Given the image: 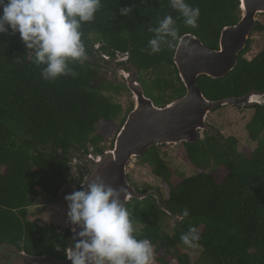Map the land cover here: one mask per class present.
Wrapping results in <instances>:
<instances>
[{"label":"trees","instance_id":"obj_1","mask_svg":"<svg viewBox=\"0 0 264 264\" xmlns=\"http://www.w3.org/2000/svg\"><path fill=\"white\" fill-rule=\"evenodd\" d=\"M185 3L200 10L196 28L185 25L171 0H100L94 20L81 26L88 58L69 60L67 73L55 77L41 74L45 65L33 62L34 50L25 47L18 33L9 29L0 34V244L33 257H66L70 229L58 232L56 226L32 222L28 208L38 197L56 199L72 180L73 153L102 155L107 136L111 138L108 149L113 147L119 130L112 134L113 125L122 109L107 94L120 93L126 86H113L100 76L97 57H109L102 61L109 66L125 59L115 66L136 69L145 95L163 107L182 97L185 88L173 63L178 41L160 34L161 51L152 54L149 40L158 38L153 29L171 15L179 37L190 34L217 50L221 30L235 25L241 14L239 0ZM123 8H130L127 15L121 14ZM263 29L256 22L252 33ZM250 50L251 39L229 74L215 80L200 76L197 83L210 101L240 98L251 91L262 96V103L247 107L253 110L245 127L248 139L256 144L253 151L238 150L235 138L206 132L196 143L182 144L195 174L176 185L170 183L171 172L159 147L150 148L140 158L167 185L164 199L156 191L159 202L147 197L125 206L133 228L140 227L133 234L148 239L154 247L155 264H168L171 257L177 264H192L181 251L183 234L200 250L196 264H264V52L247 60ZM147 74L153 77L151 85L143 81ZM220 170L224 175L216 178ZM77 171L76 191L89 173L88 163L83 162ZM170 217L178 219L171 235L164 231ZM191 228L196 232L190 233Z\"/></svg>","mask_w":264,"mask_h":264},{"label":"water","instance_id":"obj_2","mask_svg":"<svg viewBox=\"0 0 264 264\" xmlns=\"http://www.w3.org/2000/svg\"><path fill=\"white\" fill-rule=\"evenodd\" d=\"M239 2L241 11L239 20L235 25L221 30L217 50L205 47L199 39L190 34L180 37L173 63L185 88L182 97L163 107L156 106L138 83V71L131 65L129 70L119 68L134 105L115 135L112 149L98 156L89 154L81 157L82 153H74V156L79 158L80 164L88 163L89 173L81 184V190H86L88 184L97 182L118 192L124 206L132 200L140 202L147 197H154L159 202L158 193H139L129 184L127 167L132 159L145 156L152 147L196 143L200 139V133L208 130L206 125L208 114L219 107L243 105L247 108L262 103V96L253 91L240 98L210 101L203 96L197 83L200 76L215 80L225 77L236 67L238 55L246 47L257 17L264 15V0H239ZM103 60L109 61V57L101 55L96 61L99 65H104ZM124 60L116 59L112 64L116 65ZM172 219L176 221L177 217ZM80 231L82 228L77 225L70 229L65 255L67 250L73 248L81 239L78 235ZM0 262L1 264H72L67 257L62 260L48 255L33 257L8 244H0Z\"/></svg>","mask_w":264,"mask_h":264},{"label":"clouds","instance_id":"obj_3","mask_svg":"<svg viewBox=\"0 0 264 264\" xmlns=\"http://www.w3.org/2000/svg\"><path fill=\"white\" fill-rule=\"evenodd\" d=\"M171 7L184 17L186 26H198V7L185 0H171ZM99 8L100 0H0V34L9 29L13 34L18 33L25 47L34 50L33 62L45 65L41 74L45 78L55 77L67 73L69 60L88 58L81 26L93 21ZM120 11L127 15L130 8ZM174 23L173 17L167 15L153 29L158 38L149 40L152 54L161 51L160 34L180 40ZM65 199L69 201L67 215L71 224L82 228L78 234L81 239L67 250L66 257L72 264H153V246L148 239H137L133 234L130 212L120 201L118 192L93 182L86 190L74 191ZM187 215L185 211L184 216ZM193 239L198 241L199 236ZM181 241L195 247L187 234L181 236Z\"/></svg>","mask_w":264,"mask_h":264},{"label":"rangeland","instance_id":"obj_4","mask_svg":"<svg viewBox=\"0 0 264 264\" xmlns=\"http://www.w3.org/2000/svg\"><path fill=\"white\" fill-rule=\"evenodd\" d=\"M257 22L263 25L264 28V15L257 17ZM251 39V50L245 55V59L251 60L258 53L264 52V29L261 33L254 32L250 36ZM98 47L99 45L96 44ZM102 69L99 71L100 76L112 83L113 86H125V82L120 75L119 68L114 64L112 65H101ZM140 78V75L138 79ZM153 80L152 75L147 74L143 76V81L147 85H151ZM139 83V82H138ZM140 84V83H139ZM110 99L121 106V115L115 120L112 134L121 126V121L125 116V113L133 108V99L128 89L122 88L120 93H108ZM154 103V102H153ZM155 104V103H154ZM156 105V104H155ZM253 115V110L246 108L243 105L240 106H223L221 109L211 112L206 118V125L210 134L219 133L224 139L235 138L238 141V150L247 149L253 151L256 144L248 139L246 132V125L250 121ZM119 131V130H118ZM206 132L200 133V139L204 138ZM117 134V133H116ZM115 134V135H116ZM110 137H113L112 135ZM115 137V136H114ZM108 140L102 144L106 150H109V144L111 138L107 136ZM114 141V140H113ZM159 147V155L164 160L171 172L170 183L172 185L178 184L183 178L191 177L195 174V170L190 165L186 158L185 151L182 144L178 145H162ZM74 158L76 160H74ZM83 163H79V158L72 154V159L69 164V173L72 176V180L66 184L54 200L45 199L38 197L34 204L28 208L29 216L28 219L40 226L53 225L58 228V232L65 229H72L76 225H72L70 218L67 213L69 211V201L65 197L74 191H76L75 181L80 166ZM153 166L143 162L140 158L132 159L127 167V177L129 184L134 186L138 190H146L148 193H157L161 199H164L167 194V185L158 177L152 174ZM224 175L223 170H220L215 174L216 178H221ZM141 202V201H140ZM163 211V209H161ZM178 220V219H177ZM176 221H173L170 217L165 222L164 231L171 235L173 228H175ZM140 227L135 226L134 231L137 233ZM181 251L187 254L192 264H196L197 258L200 255V250L197 247H188L186 245L181 246ZM168 264H177L174 258L168 259Z\"/></svg>","mask_w":264,"mask_h":264},{"label":"built area","instance_id":"obj_5","mask_svg":"<svg viewBox=\"0 0 264 264\" xmlns=\"http://www.w3.org/2000/svg\"><path fill=\"white\" fill-rule=\"evenodd\" d=\"M153 250H154V247H153ZM155 258H156V254H155V252H154L153 264H155Z\"/></svg>","mask_w":264,"mask_h":264},{"label":"flooded vegetation","instance_id":"obj_6","mask_svg":"<svg viewBox=\"0 0 264 264\" xmlns=\"http://www.w3.org/2000/svg\"><path fill=\"white\" fill-rule=\"evenodd\" d=\"M158 199H159V197H158Z\"/></svg>","mask_w":264,"mask_h":264}]
</instances>
